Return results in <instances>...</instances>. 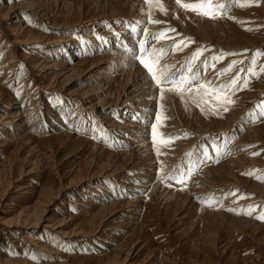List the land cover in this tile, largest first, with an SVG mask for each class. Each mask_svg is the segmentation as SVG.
Listing matches in <instances>:
<instances>
[{"label": "bare ground", "instance_id": "1", "mask_svg": "<svg viewBox=\"0 0 264 264\" xmlns=\"http://www.w3.org/2000/svg\"><path fill=\"white\" fill-rule=\"evenodd\" d=\"M162 2L168 15L153 10V16L164 23L149 25L144 0H0V202L14 189L12 203L0 208V224L8 235L23 237L17 244L58 252L52 233L81 243L73 254H62L67 259L59 264H211L212 247L200 245L199 239L222 228V245L212 249L221 256L219 264H264V221L255 218L264 214V180L257 179L264 177V152L252 156L264 150V116L255 108L246 124L239 122L245 108L264 93V73L232 94L227 112L221 108L213 115L206 109L195 118L191 107L180 116L172 106L184 101L173 93L160 101L147 70L122 47L138 36L129 35L128 24L143 20L150 33L172 27L180 35L169 37H190L194 43L172 52V39L151 41L149 47L168 51L162 64L179 70L203 48L197 66L212 56L223 59L215 68L202 69L199 82L226 83L235 72L241 79L256 52L261 55L254 69L264 65V0L248 7H240L247 0H239L229 10L234 19L215 20L180 9L175 0ZM205 25L213 35L203 33ZM72 37L79 41L71 42ZM51 39L60 43L45 53L37 43ZM233 61L242 63L217 78ZM96 96L100 99L93 102ZM158 104L165 125V137L158 134V141L173 138L160 155L150 124ZM235 124L236 132L230 133ZM234 133L239 137L218 154ZM114 134L125 142H111ZM202 149L213 160L197 166L194 157ZM176 166L192 168L186 185L158 179V169L164 175ZM253 208L252 215L245 214ZM179 215H191L195 224L180 242L184 222L175 220ZM252 235L259 248L243 255L237 240ZM9 247L1 252L0 264H34L28 251ZM44 257L41 264H58Z\"/></svg>", "mask_w": 264, "mask_h": 264}, {"label": "snow or ice", "instance_id": "2", "mask_svg": "<svg viewBox=\"0 0 264 264\" xmlns=\"http://www.w3.org/2000/svg\"><path fill=\"white\" fill-rule=\"evenodd\" d=\"M11 2V0H10ZM239 0H193V2H182V0H175V4L186 12H192L197 16L208 18V19H219L223 17H228L229 19H234V17L229 15V10L234 4H238ZM259 0H247V3H239L240 7H248L251 4H258ZM144 4L148 6V18L146 23L149 25L155 24L159 25L164 23L159 19H155L153 16V10H158L164 15H168V8L162 0H144ZM145 25V21H137L135 24H128L127 28L129 35L133 33H139L142 29L143 35L137 36L135 42H129L127 44H122L124 51H126L133 59L139 62L147 70L151 81L154 82L155 86L159 89L160 101H163L165 93H173L181 99V101L191 102L195 104L196 107L200 108L203 113L205 107L213 115H218L219 110L222 108L224 112L228 111V106L234 103L232 94L241 88H246L249 84V79L245 78L243 83L240 81V73L238 72L236 76L232 77L226 83H215L212 80L201 81L202 69L207 67L215 68L216 63H219L223 57L222 56H212L210 61L205 60L199 66H197V61L203 54L204 49H197L187 60L185 65L181 66L179 70H170L168 64H162L161 61L165 56L168 55V51L163 48L149 47L151 41L159 42L163 39H172L173 44L171 45L170 51L180 52L184 48L188 47L189 44L194 43L190 37H184L176 40L175 37H169L168 33H175L176 36L180 34L176 32L175 28L167 27L156 33H150ZM251 30V29H248ZM97 39L104 41V37H97ZM107 43V41H105ZM248 50H245L247 52ZM264 51V50H261ZM259 53H257L258 55ZM227 55H236L235 53H228ZM236 63H242V61H233L227 67L223 68L222 71L216 73V77L229 73ZM256 63V58L253 56L251 64ZM246 71L250 75L259 76L260 73H264V65L260 67L259 73L250 65L248 69L242 70ZM196 82V83H194ZM165 85H170V87H163ZM203 105V106H202ZM162 104H158L157 112L155 114L154 122L150 121L151 124V138L152 143L155 147L157 155L161 153V147H167L169 141L173 138L166 137L158 141V134L160 137H165L162 129L165 127L161 123L160 108ZM259 114L264 116V106L260 107ZM139 120L140 117L137 115L134 117ZM167 119V117L165 118ZM159 145V146H158ZM215 151V149H214ZM259 153H252V155H258ZM186 156H193V153H186ZM219 156H216L214 162H218ZM208 160H213V156L210 155L208 150H204L201 153H197L194 157V163L198 166L201 163H205ZM158 169V179L162 182H169V186L174 182L176 184L186 185L185 177L192 175V168L185 166L183 170H176L168 175H159ZM248 174V173H245ZM257 179L264 180V177H257ZM205 203V201H201ZM218 203V201H217ZM211 206V205H209ZM239 214V213H238ZM247 215H252V212L245 213ZM258 220L264 221V214L257 215L255 217Z\"/></svg>", "mask_w": 264, "mask_h": 264}, {"label": "rangeland", "instance_id": "3", "mask_svg": "<svg viewBox=\"0 0 264 264\" xmlns=\"http://www.w3.org/2000/svg\"><path fill=\"white\" fill-rule=\"evenodd\" d=\"M51 9V8H53V5H46V7H45V9ZM70 13H71V11H69ZM14 19V18H13ZM12 20V19H11ZM6 22V21H5ZM6 23H8L9 24V21H7ZM198 32H199V30H198ZM203 33L205 34V35H207V36H211V35H213V30H212V28L210 27V26H204V28H203ZM210 33H212V34H210ZM141 34H142V31H140L139 33H138V35L139 36H141ZM10 36H13V35H10ZM57 36H61V34L60 35H57ZM137 37V36H136ZM7 38H12V39H14L15 37H7ZM57 38V37H56ZM52 40V39H51ZM55 40H57V39H53L52 41H50V43H44V42H41V43H37V45H39L41 48H42V51H44L45 53L48 51V50H50V49H53V48H55L59 43H60V41H55ZM70 41L71 42H78L79 41V37H72V39H70ZM46 45H50V46H46ZM51 47V48H50ZM28 53V52H27ZM257 53H259V51L258 52H256V54H255V57L257 58L259 55H261V54H258L257 55ZM252 61V60H251ZM256 64H257V59H256V63L254 64V65H252L251 64V62H250V65L253 67V68H255V66H256ZM259 67V69H260V65L258 66ZM249 68V67H248ZM259 69L258 70H256V72H259ZM236 74L238 73V72H235ZM243 74H242V78L240 79V81H241V84L243 83V80L245 79V78H248L249 79V84H250V82H251V80H252V77H254L253 75H250L249 73H247L246 71H244V72H242ZM236 74L235 75H233V77L234 76H236ZM16 79V78H15ZM14 85L16 84V80H14ZM76 86H78V84H76V85H74V87L73 88H75ZM165 87H170V85H165ZM242 89L244 90L245 88H241V89H238V91L240 90V91H242ZM59 89H57L56 88V94L57 95H61L62 96V98H64V96H63V92L62 91H58ZM97 98L93 101V102H95V101H97V100H99L100 99V97L99 96H96ZM263 100V101H262ZM70 103V102H69ZM184 104L183 105H179V106H177V104L178 103H176L175 105H173L172 107L175 109V111H176V114H180V116H181V110L183 111L184 110V112L187 114L188 113V111L190 110V109H194V108H196L195 109V111H194V114H195V118L197 117L196 115L197 114H202V112L200 111V108H198V107H196V105L195 104H192L191 102H187V101H184L183 102ZM203 106V105H202ZM261 106H264V93L263 94H261V97H259V98H257L250 106H248V107H246L245 108V111H244V114L239 118V122H240V125H241V123L242 124H246L247 122H246V120H247V117H249V116H252L254 113V110H255V108H257V111H256V114L258 115V116H260L259 115V111H260V107ZM70 107H71V109H70V111H69V114L72 112V110H73V106L72 105H70ZM191 107H194V108H191ZM205 107V110L206 109H208L207 108V106H204ZM197 110V111H196ZM199 111V112H198ZM180 112V113H179ZM179 116V115H178ZM179 116V117H180ZM69 117V116H68ZM194 117H193V119H195ZM237 125H239V124H235L234 126V128L232 129V130H230V133L231 132H236V129H237ZM235 135H234V137H232V138H230L229 140H224V142H223V145H221L220 146V149H218V151H217V153L219 154L220 153V151H226L229 147V145L231 144L230 142L233 140V139H236V138H238L239 136H237L238 134H236V133H234ZM232 135V134H231ZM177 136V135H176ZM111 142H114V143H116V144H120V143H123V142H125V141H123L122 139H120V137H118L116 134H114V137H112L111 139ZM243 146H246V145H243ZM207 147V146H206ZM205 147V148H206ZM203 151L205 150V149H202ZM262 152H264V150H262L261 149V151H259L258 153L259 154H261ZM199 153V152H198ZM258 154V155H259ZM258 155H252L253 157H255V156H258ZM0 157H2L1 155H0ZM76 158L77 157H79V155H77V156H75ZM264 157V155H262V158ZM72 161H75V160H72ZM256 166V165H255ZM185 167V166H184ZM254 167V166H253ZM252 167V168H253ZM178 168H179V166H176V167H173V168H171V169H168L167 171H165L164 172V175H168V174H171V173H173L174 171H176V170H178ZM252 168L251 169H249V172H246V173H248V174H245L244 176H249L250 174H251V170H252ZM52 178V177H51ZM60 182V185H61V182H62V180H60L59 181ZM165 183H169V182H165ZM112 186V185H111ZM113 187H115L117 190H121V189H123V187L122 186H113ZM10 194H9V196H11V197H6L5 199H6V201H5V203L4 202H0V208L1 209H4V206H5V204L7 203V202H10V203H12V194L14 193V189L12 188L10 191ZM58 202H59V200L55 203L56 205H54V206H52V209L53 208H55L56 206H57V204H58ZM4 203V204H3ZM2 205V206H1ZM13 205H17V204H13ZM13 209V208H12ZM11 209V210H12ZM253 210H254V208L253 209H249L248 210V212H253ZM183 214L184 213H187V209H184L183 211ZM183 214H181V215H183ZM2 215V214H1ZM0 215V217H2ZM48 215H51V214H48ZM192 216L191 215H189L188 217H186L185 219H181V217H180V215L177 217V219H175V220H177L178 222H181V221H183L184 222V224L183 225H181L182 223H180V227H179V229L180 228H184V231H183V233L182 234H180V237L179 236H177L179 239H178V241L180 242V240L181 239H183V238H185L187 235H189L190 234V231H191V229L195 226V224L192 222V218H191ZM44 223H47V222H44ZM229 225L231 226V225H236V226H238V223L236 224V223H232V222H230L229 223ZM6 229H7V227H3V225H1L0 224V255H1V252L2 251H4V249L6 248V246L8 245H10V247H9V249L10 250H16V251H20V252H24V253H26V251H28V254H29V256L28 257H30L29 259L31 260V263H34V264H41L46 258L44 257V256H46V257H50L49 259L52 261V262H54V263H61V262H65L66 261V259L65 258H63V255L62 254H73L74 253V249L73 248H77L78 246H80V244L81 243H77V242H74V241H72V240H69L68 238H63V237H61V236H57V234L56 233H52L53 234V237H52V239L55 241V243H52L51 245L53 246V248L54 249H56L58 252H47V251H42V250H36V248H35V245H32V246H29V248H28V246L25 244V245H23V247H21V248H17L18 247V245H21V241L23 240V237H21V236H18L17 234H13V235H8L7 234V232H6ZM68 228H66V230H67ZM222 228H220L219 230V232L217 231V229H213V231H211V233H209V234H206L204 237H202L201 239H199V241L201 242L200 243V245H204V246H206V244H207V248L209 249L210 248V246L212 247V248H210V251H211V257H212V259H213V261L211 262V264H219V262L221 261V258H219V256H220V254H217V253H213V250L215 249V248H219L222 244L220 243V244H218V237L220 236V233H221V230ZM8 230V229H7ZM216 231V232H215ZM10 236H12V237H14V239H15V241L14 240H11L10 239ZM209 236V237H208ZM19 238V240H20V242L17 244V239ZM207 238H209V239H207ZM244 236H242L240 239H238L237 241H240V244H239V246H238V251L240 252V253H242L243 255H247L249 252L250 253H253V251L254 250H257L259 247L258 246H256L255 244H252V243H254V240L256 239L253 235H252V238L251 237H248V238H244ZM9 239V240H8ZM246 240V241H245ZM214 241V242H213ZM203 242V243H202ZM204 242L206 243V244H204ZM5 243L7 244V245H5ZM99 244V243H98ZM174 244H176V243H174ZM218 244V245H217ZM5 245V246H4ZM15 245L17 246V247H15ZM21 245V246H22ZM209 245V246H208ZM253 245V246H252ZM86 247L87 248H90V249H94V246L92 247V246H89V245H86ZM252 247V248H251ZM2 248V249H1ZM27 248V249H26ZM9 249H7V250H9ZM213 249V250H212ZM71 251H73V252H71ZM180 251V250H179ZM83 252V251H82ZM68 254V255H69ZM221 257V256H220ZM71 263V262H70ZM234 264H241V263H238V262H236V263H234Z\"/></svg>", "mask_w": 264, "mask_h": 264}]
</instances>
